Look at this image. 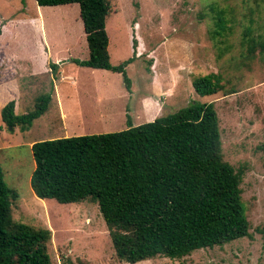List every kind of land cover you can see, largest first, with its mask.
Instances as JSON below:
<instances>
[{"label":"rangeland","instance_id":"rangeland-1","mask_svg":"<svg viewBox=\"0 0 264 264\" xmlns=\"http://www.w3.org/2000/svg\"><path fill=\"white\" fill-rule=\"evenodd\" d=\"M108 1L110 63L130 60L125 68L129 90L120 73L75 63L89 57L78 4L39 7L35 0H0V50L22 67L43 70L41 61L48 62L49 77L34 75L39 80L34 89L19 87L29 78L10 81L21 92L19 115L32 111L41 95L52 96L27 132L19 130L22 139L118 132L128 122L138 126L192 103H213L223 159L244 170L242 201L250 236L178 259L135 264H264V0ZM219 17L226 26L217 23ZM29 18L32 25L25 23ZM204 76H212L215 94L203 93L198 82ZM0 128L20 135L18 128L11 133L5 125ZM24 141L4 146L0 139L4 180L18 195L13 220L51 231L52 264H128L116 257L97 203L35 196L30 184L35 162Z\"/></svg>","mask_w":264,"mask_h":264},{"label":"trees","instance_id":"trees-1","mask_svg":"<svg viewBox=\"0 0 264 264\" xmlns=\"http://www.w3.org/2000/svg\"><path fill=\"white\" fill-rule=\"evenodd\" d=\"M35 1L39 7L78 4L89 57L75 63L120 73L130 89L125 70L130 60L110 63L108 0ZM222 19L217 23L224 27ZM260 47L264 53V44ZM211 77L199 79L205 95L218 90ZM51 99L50 93L41 95L34 109L22 115L9 101L1 109L2 122L10 132H26ZM128 124L118 132L34 142L30 184L35 196L67 204L87 199L97 203L116 257L128 264L178 259L250 236L242 201L244 170L223 159L213 103H192L138 126ZM16 198L0 165V264H52L51 231L13 220Z\"/></svg>","mask_w":264,"mask_h":264},{"label":"crops","instance_id":"crops-1","mask_svg":"<svg viewBox=\"0 0 264 264\" xmlns=\"http://www.w3.org/2000/svg\"><path fill=\"white\" fill-rule=\"evenodd\" d=\"M30 22L32 25L33 19L29 18V19L25 20V23H27V24ZM42 53L46 56L45 51L42 50ZM0 57L4 63L2 66H0V127H3L4 124H3L2 119H1V109L3 108V106L6 103L13 100L15 102V113L18 114L17 108H18L20 95H21V92L19 91L17 83L16 82L10 83V81L11 80H17L18 77L19 78L26 77V78H29V80H27L25 82V84H23V85H21V83H20L19 84L20 89L23 91H27V89H34L39 82L38 79L34 78V75L40 76V79H41V76H44V75L46 78H48L49 76H47L48 75L47 72L49 71V69H48V62L45 60L41 61L42 64L45 65L44 69L38 70L35 67L36 65H32V66L29 65L27 67H22V65H20L19 63H16L15 61H12V60L9 61L3 50H0ZM46 59H47V57H46ZM18 83H19V81H18ZM3 85H6V86L3 87ZM158 109H159V106L157 107V111H158ZM153 120H151V121H153ZM148 122H150V121H148ZM0 130H1L0 135L3 133V138L0 137V139L5 141L4 146H9V145L22 146L23 145L22 143L24 140L22 139L23 136H21L22 134L19 131V129H16V130L19 131L18 133L20 135L16 136V137H12L11 134H7L6 133L7 131H5L3 128H0ZM8 132L11 133L10 131H8ZM23 133H25V132H23ZM13 135H15V134H13ZM34 142L35 141H30V142L25 143V141H24V144L28 145L29 147H32Z\"/></svg>","mask_w":264,"mask_h":264},{"label":"water","instance_id":"water-1","mask_svg":"<svg viewBox=\"0 0 264 264\" xmlns=\"http://www.w3.org/2000/svg\"><path fill=\"white\" fill-rule=\"evenodd\" d=\"M10 130H11V128H10Z\"/></svg>","mask_w":264,"mask_h":264}]
</instances>
